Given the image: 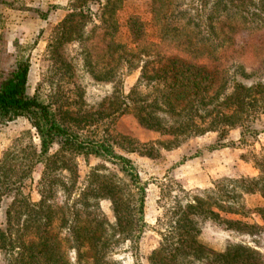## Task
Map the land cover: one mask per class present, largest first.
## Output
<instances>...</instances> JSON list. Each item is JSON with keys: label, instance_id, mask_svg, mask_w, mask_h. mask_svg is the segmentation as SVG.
Segmentation results:
<instances>
[{"label": "trees", "instance_id": "obj_1", "mask_svg": "<svg viewBox=\"0 0 264 264\" xmlns=\"http://www.w3.org/2000/svg\"><path fill=\"white\" fill-rule=\"evenodd\" d=\"M153 6L156 13L165 11L164 18L181 14L174 26L177 37L168 33V25L164 30V40L172 47L138 43L143 23L133 16L129 28L137 49L129 50L111 40L108 55L130 65L134 63L132 58H144L139 83L132 92L133 103L140 108L139 121L166 139L139 143L109 129L101 132L96 123L93 128L92 120L74 118L57 102L38 93L29 94L28 58L17 56L8 76L0 81V122L25 116L41 132L39 146L29 142L12 147L0 159V202L6 200L2 205L0 248L7 264H117L111 259L116 246L121 241L135 245L145 225L147 183L142 181L129 154L137 152L154 158L155 145L171 149L193 135L209 132H218L216 146L225 147L228 144L221 141L227 132L246 125L264 109V82L245 85L231 78L228 71L208 63L216 57L213 50L230 41L234 32L264 27V0H202L200 7L209 12L204 30L196 35L191 28L185 31L180 26L187 11L178 2L153 0ZM79 9L77 13L83 15V8ZM75 15L69 14L60 24L63 33L65 23ZM217 21L221 26L215 24ZM195 25L200 27V23ZM203 58L205 62H200ZM57 139L61 146L51 153ZM78 155L101 157L115 165L117 171H92L86 184L79 187L74 162ZM38 163H44L45 169L39 181L41 198L35 202L24 188ZM259 167L264 173L263 162ZM62 171L69 176L59 177ZM260 180L244 178L248 185L245 193L258 192L264 197ZM57 188L64 194L59 206L50 201ZM173 192L176 195L161 220L166 225L165 232L159 247L148 257L149 264H264L260 249L246 242L214 252L198 239L200 229L195 217L219 218L220 210L234 212L230 206L218 204L210 191L185 202L189 193L183 187L175 188L170 180L162 189L163 197L168 199ZM221 197L223 202L229 199L225 194ZM99 198L111 200L114 223L94 207ZM263 211L264 207L259 208L264 219Z\"/></svg>", "mask_w": 264, "mask_h": 264}, {"label": "rangeland", "instance_id": "obj_2", "mask_svg": "<svg viewBox=\"0 0 264 264\" xmlns=\"http://www.w3.org/2000/svg\"><path fill=\"white\" fill-rule=\"evenodd\" d=\"M173 1L187 11L180 22L185 31L191 28L196 35L204 30L209 10L200 7L202 0ZM79 7L83 8V15L78 14ZM73 12L76 15L65 23L63 33L60 24ZM133 16L143 23L138 43L172 47L164 40V30L168 25V33L172 38L177 37L174 26L181 14L164 18L163 9L154 11L153 0H0V81L8 76L17 56L28 58L29 94L38 93L46 100L57 102V106L68 110L74 118L92 120L93 128L96 123L101 132L109 129L139 143L166 139L139 121L141 111L133 103L132 92L139 83L144 58H132L134 63L130 65L108 55L111 40L129 50L137 49L129 28ZM104 18L107 22H103ZM213 53L216 60L208 62L212 68L218 66L228 71L231 78L245 85L264 82V27L234 32L230 41L215 48ZM200 62H205L204 58ZM40 138V130L25 116L1 121L0 159L15 146L29 142L39 146ZM218 139V132H209L193 135L171 149L155 145L154 158L137 152L129 154L142 181L147 183L145 225L135 245L121 241L116 246L112 260L117 264H149L148 257L159 247L165 232L166 225L161 220L176 195L173 192L168 199L163 197L162 189L170 180L175 188L183 187L189 193L185 202L194 195L211 192L218 204L230 206L234 211L220 210L219 218L195 217L200 229L198 239L208 250L220 252L230 244L246 242L264 255V219L259 212L264 207V197L258 192L245 193L248 185L243 181L259 178L264 185V173L259 167V162L264 163V109L255 113L246 125L237 126L223 136L221 143L228 146L217 147ZM60 146L57 139L51 153ZM74 162L79 187L86 184L92 171L102 174L117 171L115 165L95 155H78ZM44 169V163L36 164L32 180L28 179L24 188L35 202L41 198L39 181ZM63 176H69L68 172L62 171L59 177ZM223 194L229 196L226 202L220 201ZM3 200L0 222L2 205L6 202ZM63 200L62 189L57 188L50 201L59 206ZM94 203L110 222L116 221L110 199L99 198ZM71 256L74 260V251ZM0 264H7L1 248Z\"/></svg>", "mask_w": 264, "mask_h": 264}]
</instances>
